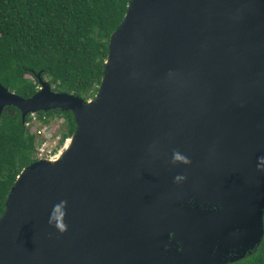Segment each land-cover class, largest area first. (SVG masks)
Instances as JSON below:
<instances>
[{"label": "water", "instance_id": "1", "mask_svg": "<svg viewBox=\"0 0 264 264\" xmlns=\"http://www.w3.org/2000/svg\"><path fill=\"white\" fill-rule=\"evenodd\" d=\"M38 78L29 98L0 83V118L61 110L76 128L11 188L0 264H167L171 235L178 264L260 246L264 0H131L94 99ZM60 201L63 232L49 223Z\"/></svg>", "mask_w": 264, "mask_h": 264}, {"label": "trees", "instance_id": "2", "mask_svg": "<svg viewBox=\"0 0 264 264\" xmlns=\"http://www.w3.org/2000/svg\"><path fill=\"white\" fill-rule=\"evenodd\" d=\"M130 2L0 0V83L29 98L40 88V74L55 92L94 99L104 76L110 38ZM33 119L42 125L63 119L66 132L60 146L75 132L71 112H38L23 123L17 108H5L0 118V218L20 173L41 159L44 138L39 131L32 132ZM230 264H264V238L252 254Z\"/></svg>", "mask_w": 264, "mask_h": 264}, {"label": "rangeland", "instance_id": "3", "mask_svg": "<svg viewBox=\"0 0 264 264\" xmlns=\"http://www.w3.org/2000/svg\"><path fill=\"white\" fill-rule=\"evenodd\" d=\"M34 120L35 124H33L32 132L39 131V134L44 138L41 145L43 147V155L40 158L45 160L58 158L67 147V144L70 143L69 140L67 144L65 143L63 146H60L62 134L66 132L65 121L63 119H52L48 125H42L39 120Z\"/></svg>", "mask_w": 264, "mask_h": 264}, {"label": "clouds", "instance_id": "4", "mask_svg": "<svg viewBox=\"0 0 264 264\" xmlns=\"http://www.w3.org/2000/svg\"><path fill=\"white\" fill-rule=\"evenodd\" d=\"M176 179L182 180V176H177ZM66 201H60L58 205H56V210L50 214L49 223L52 224L58 231H65L67 229V224L65 222L66 215ZM59 213V214H57Z\"/></svg>", "mask_w": 264, "mask_h": 264}, {"label": "flooded vegetation", "instance_id": "5", "mask_svg": "<svg viewBox=\"0 0 264 264\" xmlns=\"http://www.w3.org/2000/svg\"><path fill=\"white\" fill-rule=\"evenodd\" d=\"M172 235L170 236V246H167L166 249H172L171 254L169 255L168 263L167 264H178L180 255L183 249V245L180 242L174 243L172 240ZM254 252V251H253ZM252 252V253H253ZM250 255V254H248ZM247 255V256H248ZM246 256V257H247ZM178 257V258H177ZM245 257V258H246ZM177 262V263H176Z\"/></svg>", "mask_w": 264, "mask_h": 264}, {"label": "built area", "instance_id": "6", "mask_svg": "<svg viewBox=\"0 0 264 264\" xmlns=\"http://www.w3.org/2000/svg\"><path fill=\"white\" fill-rule=\"evenodd\" d=\"M68 141H69V139H67L65 143L67 144V142H68ZM42 149H43V147H42V146H40V148H39V150H40V156H42V155H43V150H42Z\"/></svg>", "mask_w": 264, "mask_h": 264}, {"label": "bare ground", "instance_id": "7", "mask_svg": "<svg viewBox=\"0 0 264 264\" xmlns=\"http://www.w3.org/2000/svg\"><path fill=\"white\" fill-rule=\"evenodd\" d=\"M69 144H70V143L67 144V147H68Z\"/></svg>", "mask_w": 264, "mask_h": 264}]
</instances>
